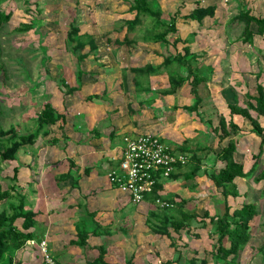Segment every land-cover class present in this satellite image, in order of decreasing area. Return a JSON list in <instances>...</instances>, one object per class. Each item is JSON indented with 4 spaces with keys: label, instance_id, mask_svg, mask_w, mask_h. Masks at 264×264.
Masks as SVG:
<instances>
[{
    "label": "rangeland",
    "instance_id": "1",
    "mask_svg": "<svg viewBox=\"0 0 264 264\" xmlns=\"http://www.w3.org/2000/svg\"><path fill=\"white\" fill-rule=\"evenodd\" d=\"M156 1L163 13L161 21L169 23L175 19L177 22L179 32L169 33L168 42L144 40L165 28L155 17L143 16L141 23L131 30L127 29L126 21L134 18V13L129 10L132 0H6L1 4V11H12L13 14L9 23L0 29V128H14L20 133L34 130L37 115L45 103L50 102L57 111L65 110L70 115L74 111L70 109L71 103L78 102L77 107L82 108L98 95L105 101L106 112H114L117 116L124 112L131 120H149L160 129L167 124H174L173 127L177 130L173 132L176 135L182 132L184 142L179 145L167 142L186 152L188 162L182 167V174L170 180L180 183L183 188L187 187L189 192L175 193V186L172 190L167 188L164 199L172 201L174 207L165 209V212L179 217L180 214L176 211L178 204L182 199H191L183 206V210L195 211L199 216L188 221L189 229L182 230L180 234L169 227L174 246L170 245L171 239L168 236L154 233L147 223L146 226L142 225V249L138 260L140 264H163L167 259H171L172 264H191L189 260L192 257H203L205 250L214 249L218 243L215 225L203 214H223L226 206L222 189L216 187L208 177L218 167L216 165L219 161L216 154L212 153L215 150L207 144H215L217 138L208 130L203 114L185 108L195 100L190 79L183 82L176 92H164L170 87V73L188 76L186 66L174 63L163 66L156 72H135L133 69L146 68L150 64L159 66L165 56L184 53L185 45L189 44L190 55L196 54L198 57L193 63H201L200 72L208 77L206 83L200 84L198 92L203 95L209 92L210 96L213 95V102L218 105L216 111L210 110V115L214 116L219 111L228 113L229 108L225 104L228 102L244 106L247 100L245 92L257 94L255 78L258 74L264 86V36H256L253 44L242 42L239 38L244 24L231 22V19L246 7L252 14L264 17V0H201L205 6H216L215 15L204 19L201 24L184 18L195 6V0ZM32 21L35 23L33 28L25 32L15 30ZM73 25L78 30L74 32L73 42L70 44L69 30ZM251 27L256 29L255 24ZM126 37L132 42H115L116 39L125 40ZM175 38H180V41L173 42ZM47 55L50 59L44 64ZM79 55H84V58L80 60ZM79 69L84 73L89 70L93 79L101 81L93 87L79 88L78 93L68 94L67 88L77 86ZM84 73L81 82L87 78L83 76ZM112 75H116L120 82L118 93H114L111 88ZM110 88L113 93L109 91ZM128 92L129 96H126ZM94 93L97 94L96 97L88 98ZM127 100L130 102L127 103ZM172 103L173 109L169 108ZM250 112L255 115L254 110ZM241 119L243 127H240V132L236 135L239 142L237 153L246 158L248 169L252 162L251 154L257 152L261 136L250 119L237 117V120ZM259 122L264 128V119ZM49 127L48 132L41 133L35 143L39 141L48 147L49 151L42 159L51 165L57 158L58 161L55 162L66 159L68 152L62 150V141L67 142V137L62 135L58 124ZM123 134L120 132L117 137H122ZM19 150L14 160H0V185L10 190L12 196L15 193L34 195L28 189L36 187L34 181L40 177L35 172L38 165H35L34 173H28L23 167L30 151L24 152V146H20ZM261 161L257 172L263 168L264 159ZM198 165L199 169L194 173ZM15 166L19 168L17 178ZM46 169H49L47 176L50 177L52 169ZM27 181H30V185ZM235 183L240 195L229 196L228 205L240 207L243 203H254L258 210L250 222L251 236L247 245L239 252L237 264H264V181L256 183L253 178H238ZM12 185L15 191L11 190ZM4 206L8 207V203ZM200 217L204 218L205 225ZM147 218L148 215L146 221ZM194 233L199 236H193ZM39 243L40 241L38 245ZM35 245L36 243L32 244L35 251L28 255L33 256L34 264H39L43 261L42 253ZM225 245H228L227 241ZM148 248L151 249L150 252ZM12 257L17 258L18 255L13 254ZM124 259V255L118 256L121 264H125ZM177 259L179 262H176ZM215 261L211 260L210 264ZM7 262L6 259L4 263ZM216 263L222 264V261Z\"/></svg>",
    "mask_w": 264,
    "mask_h": 264
},
{
    "label": "crops",
    "instance_id": "2",
    "mask_svg": "<svg viewBox=\"0 0 264 264\" xmlns=\"http://www.w3.org/2000/svg\"><path fill=\"white\" fill-rule=\"evenodd\" d=\"M83 76H87V78L81 82V89L82 87H93L101 81V79H93L89 70L85 71ZM115 76L112 75L113 86L111 88L114 93H118L120 82ZM150 77L155 78V76ZM111 88L110 92H112ZM75 92L78 93L79 89ZM98 96L92 102H86V106L82 108L77 107L78 102L71 103L70 109L74 111L70 115L66 114L65 110L64 112L59 111L66 116L64 132L67 142L66 140L62 141V150L65 149L68 152L66 157L64 156L66 159L55 162L58 161L57 158L55 163L48 165L42 159L49 151L44 143L38 141L34 144L24 145V152L30 151V154H27L25 159L27 163L23 168L28 173H34L35 165H38L35 172L40 175L39 179L34 181L35 189H28L30 194L34 195L25 196L27 208L35 212V224L32 230L36 233V237L28 241L22 249L10 254L18 255L17 258L13 257L14 262L34 264L35 259L32 255H28L35 251L32 244L36 243L37 246H35L38 247L39 241L46 240L50 254L61 264H87L88 261H93L99 256L101 248L104 249L105 260L109 264H121L118 260L119 255L125 256L123 260L125 264L130 257L140 264L138 259L141 257L142 249L140 247L141 227L142 225L146 226V217L150 210L156 208V205L149 198L138 205L133 204L128 194L110 183L107 177L108 171L117 164L116 161L121 153L122 137L125 134L154 132L158 133L166 142L179 145L184 142L183 133L180 132L176 135L173 132L177 130L173 127L174 124H167L163 129H160L156 123L152 124L149 120H131V117L124 112L119 116L114 112H106L104 111L105 101L101 99V96ZM126 96H129V92L126 93ZM212 98L213 95L210 96L208 92L197 112L204 115L203 120L212 119L213 125L216 126L219 116L210 114L212 110L216 111L218 105L213 102ZM126 102L129 103L130 100ZM228 103H225L227 107ZM73 104L76 106L74 107ZM173 107L174 103L169 106L171 109ZM178 109L182 108L178 107ZM219 114L225 116L226 119L232 117L234 122L243 127V119L237 120V117H241V115L231 114L230 109L228 113L219 111ZM106 118L107 120H105ZM182 122L181 120V124ZM188 122L186 123L188 124ZM196 122L193 121V123ZM57 124L59 126L60 122ZM206 125L208 127V124ZM208 128L212 132L211 127ZM120 132L124 134L122 137H117ZM212 134L213 137H216L213 132ZM238 134L236 135L238 136ZM217 143L218 140L215 144H207L215 150L212 152L213 154H216ZM253 154H251V158ZM262 158L264 159V152ZM220 165L221 161L216 166ZM46 168L52 169L51 178L47 176L50 172ZM27 182L30 185V181ZM173 186H175V193L187 192L188 194L189 192L187 187L183 188L180 183L169 180L164 183L161 195L165 196L168 192L167 188L172 190ZM77 224L85 227L89 233L87 244L83 247L77 243ZM148 250L150 252L151 249L148 248ZM6 259L9 260L8 257ZM43 263L45 264L44 261L39 264Z\"/></svg>",
    "mask_w": 264,
    "mask_h": 264
},
{
    "label": "trees",
    "instance_id": "3",
    "mask_svg": "<svg viewBox=\"0 0 264 264\" xmlns=\"http://www.w3.org/2000/svg\"><path fill=\"white\" fill-rule=\"evenodd\" d=\"M6 0H0V5L3 4ZM195 6L190 10V12L185 15V20L194 21L198 24H201L204 19L208 17H213L215 15L216 6L208 5L205 6L202 4L201 0H195ZM129 10L134 13L133 19H128L126 21L127 29L131 30L135 25L142 22L143 16L155 17L160 24L164 25L163 31H160L153 36L146 37L144 40L151 42H168L167 35L169 33L177 34L179 29L177 27V22L175 19L170 20V22L161 21L163 15L161 8L156 0H132L129 6ZM12 11L0 10V29L9 23L12 17ZM231 22H243L244 28L240 35L239 40L244 43L253 44L254 38L256 36H264V17L257 16L252 14L250 9L247 7L235 15ZM252 24L256 25L254 30L251 26ZM35 25L34 21L26 24H22L20 27H16L17 32H25ZM78 30V27L72 26L69 30L70 37L68 41L72 44V36L75 31ZM72 34V35H71ZM109 40V39H107ZM180 41V38H175L173 42ZM188 43L187 39H184ZM116 43L121 44L122 42L131 43L128 37L125 40H115ZM95 47V46H94ZM184 53H176L174 55L165 56L162 63L158 66L148 65L146 68H135V72H156L159 71L163 66H169L171 64L177 63L179 65H184L187 67L189 74L188 76H182L177 73H170L169 75V89L164 91L165 93H174L177 89L185 82L187 79H190L191 91L194 94L195 100L194 103L190 106H185L187 110L198 111L199 105L202 103L203 99L207 95H203L198 92V87L201 83H206L208 77L203 75L200 72V64L196 65L193 63V60L198 58L196 54H191V47L189 44L185 45ZM75 50V49H74ZM76 51V50H75ZM80 60L84 58V55H79ZM50 57L46 56V61L44 64L49 62ZM209 71H212L210 66H207ZM48 69L46 68V73ZM84 71L79 69L77 72V86L69 87L66 90V93H74L81 86V78ZM255 89L257 94L251 95L248 91L245 92L247 100L245 101V106L239 107L236 103L229 102L228 107L231 114H238L242 117L250 119L254 127L259 130L261 140L258 145V150L252 155L253 161L251 166L246 169V158L237 153V140L235 135L240 132V125H238L232 117L226 119L225 116L218 113V123L216 126L213 125L212 119L206 121L208 127H211L212 132L215 134L218 140L216 157L221 161V165L209 173L208 177L212 180L213 184L222 189V194L224 195V201L226 203L223 214L209 215L208 212H205L203 216L208 217L210 223L215 225V233L218 234L217 245L212 250H205L204 255L201 258L192 257L189 261L191 264H210L211 260L222 261V264H237V258L239 252L247 245V242L251 236L250 222L253 220L255 215L258 213L257 206L254 203H243L240 207H231L227 203V198L229 196L237 197L240 195L237 185L235 183L238 178H253L256 183L264 181V162L263 168L257 172L258 166L261 164V158L264 152V128L260 126V119H264V86L260 81V75L258 74L255 78ZM97 94L89 95L88 98H94ZM255 112V115H252L250 111ZM37 126L34 130L26 131L20 133L14 128L5 130L0 128V160L1 161H11L16 158V152L19 150L20 146L23 147L25 144H33L41 133H47L50 125H54L58 122L59 128L62 130V135L66 137L64 132V124L66 121L65 114L57 111L52 103H45L43 109L37 115ZM58 141L57 139L55 140ZM53 141V142H55ZM183 152V151H182ZM185 166V165H184ZM179 166L178 169L171 174V177H176L182 174V167ZM199 169V165L195 167L194 173ZM16 178L18 173V168L14 167ZM15 178V179H16ZM162 185L158 186V189ZM12 191H15V188L10 187ZM16 195L11 194L10 190L3 188L0 185V264H5V260L8 257L9 260L7 264H20V261L14 262V258L10 255L16 250L22 249L28 241L35 239L36 233L32 230L35 224V212L28 209L26 206V197L23 194L15 193ZM164 199V196L159 195L156 191L148 196L150 200L154 201L156 198ZM166 200V199H164ZM9 201V202H8ZM169 201V199H168ZM191 199H182L180 201L179 208H176V211L180 214L179 217L173 215H167L165 209L169 208H160L156 206V209L150 210L148 213V218L146 223L149 225L150 229L159 235L168 236L171 239L170 245L175 244L172 233L169 230V227L172 228L174 232L180 234L182 230L189 229L188 221L193 218H197L199 215L197 212L184 211L183 206L188 204ZM174 205L172 201H169ZM8 203V207L4 206ZM174 207V206H173ZM173 207H170L171 209ZM203 217H200V221L204 222ZM78 230V241L77 243L80 246H85L87 243L88 231L86 228L81 227L80 224H77ZM187 232V231H186ZM193 236L198 237V233H194ZM225 241L228 242V245H225ZM100 254L93 261H88L87 264H109L105 260L104 249H100ZM179 262V259H177ZM215 261L214 264H217ZM171 259H167L163 264H172ZM126 264H137L133 261V257H130L126 260ZM152 264V263H148Z\"/></svg>",
    "mask_w": 264,
    "mask_h": 264
},
{
    "label": "built area",
    "instance_id": "4",
    "mask_svg": "<svg viewBox=\"0 0 264 264\" xmlns=\"http://www.w3.org/2000/svg\"><path fill=\"white\" fill-rule=\"evenodd\" d=\"M187 162L188 154L163 140L159 134L128 133L122 137L120 156L107 177L111 184L129 195L133 204L138 205L155 191L161 195L171 174ZM160 184L162 187L158 189ZM153 203L160 208L173 207L172 203L160 197ZM38 247L45 264H61L50 254L46 240H41Z\"/></svg>",
    "mask_w": 264,
    "mask_h": 264
}]
</instances>
